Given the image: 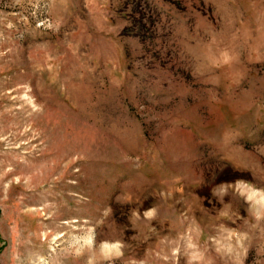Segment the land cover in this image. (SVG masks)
<instances>
[{
  "label": "rangeland",
  "instance_id": "1",
  "mask_svg": "<svg viewBox=\"0 0 264 264\" xmlns=\"http://www.w3.org/2000/svg\"><path fill=\"white\" fill-rule=\"evenodd\" d=\"M0 264H264V0H0Z\"/></svg>",
  "mask_w": 264,
  "mask_h": 264
}]
</instances>
